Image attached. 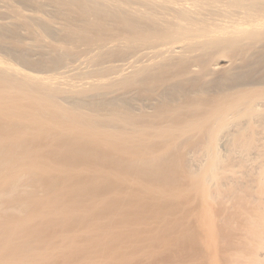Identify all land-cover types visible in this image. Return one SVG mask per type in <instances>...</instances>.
Segmentation results:
<instances>
[{
  "label": "bare ground",
  "instance_id": "bare-ground-1",
  "mask_svg": "<svg viewBox=\"0 0 264 264\" xmlns=\"http://www.w3.org/2000/svg\"><path fill=\"white\" fill-rule=\"evenodd\" d=\"M48 133L51 145H26ZM51 146L75 157L93 146L96 162L39 156ZM98 148L107 159L125 156L122 169L110 173L113 159L100 163ZM230 159L244 169L229 168ZM168 167L179 178L167 177ZM134 171L154 208L160 196L177 205L197 197L199 242L207 264H219L213 206L222 189L230 184L233 193L250 176L255 201L264 203V0H0V264H74L69 255L75 264H119L123 245L95 253L103 240L93 214L124 191L98 192L97 200L88 192L89 209L81 206L83 191L91 177L111 175L129 189ZM256 205L244 226L256 237L252 246L263 249L264 205ZM69 221L83 226L72 229ZM50 223L56 233L45 238L40 226ZM127 224V240L146 235ZM112 228L102 229L104 240ZM130 245L123 252L129 260L144 248ZM259 254L251 255L257 263Z\"/></svg>",
  "mask_w": 264,
  "mask_h": 264
},
{
  "label": "rangeland",
  "instance_id": "rangeland-1",
  "mask_svg": "<svg viewBox=\"0 0 264 264\" xmlns=\"http://www.w3.org/2000/svg\"><path fill=\"white\" fill-rule=\"evenodd\" d=\"M50 134H52V133H50ZM42 136L43 135L41 134L40 135V138H35V139H38V140H34V139H31V138L30 139L28 138L29 140L26 141V145L33 147L35 145V142H36V144H37V142L38 143H41V144L42 143L43 144H46V143H44L46 141L48 143L51 142L52 139H50V142L48 141L49 140V137L50 138L52 137L51 135H49V133H48L47 140H46V137L47 136L46 137L43 136V139L41 141V137ZM39 139H40L41 142L39 141ZM28 141H30V142H28ZM48 143H47V145H48ZM57 143H60V146L63 144L62 142H57ZM50 145H51V143H50ZM54 145H56V142H55V144L53 143V146ZM57 145L59 146V144H57ZM57 145L54 146V147H57ZM53 146H51V147H53ZM51 147L48 149V151H51L54 154H51V152L48 153V151H47V154L45 155V152L43 153V151H42V152H40L39 156H41V155L42 156H46V157L48 156V157L52 158L53 161H56V159H58L57 161L59 162L62 159V157H64L66 155L65 157L69 158V162L72 161L74 164H77V162L80 160L81 162H79V163H83V164H85L88 167H89V165H93V163H94L93 161L96 162L95 157L91 154L92 153V151H91L92 147L90 148V146L89 147L86 146V148H85L86 150L90 148L89 149L90 152H89V150L82 151L81 153H78L79 155L77 154L76 157L74 155L71 156V154L69 152H67L68 154L67 153L63 154L64 156L63 155H60V153H56V151H55L56 149H54V147L53 148H51ZM85 149H83V150H85ZM98 151H99L98 152L99 153L98 158H100V160H103L104 161V162L103 161H99V162L105 164L106 159L109 156H111V154H108L109 152H107L106 150H104L102 148H98ZM101 151H102V153H101ZM49 154H50V156H49ZM81 154L83 155L82 157H81ZM87 155H89V156L92 155L93 157L92 156L89 157ZM100 155H101V157H100ZM78 156L80 158H77ZM102 156H104V157H102ZM115 156H116V159H114ZM115 156L114 157H110V158L113 159V162L111 161L112 163H110L111 166L114 164L112 166V168H109V171H111L110 173H113V171L116 170V167H117V171H114V173L115 172L117 173L120 169H122L123 166L120 163L123 162V159L126 158L125 156H121V155H115ZM119 156H121V157H119ZM180 156H181V154L177 153V154H175L174 157L175 158H180ZM71 157H73V158H71ZM92 158H93V161L91 160ZM84 159H85V161H84ZM109 159H107V160L109 161ZM115 160L116 161L121 160V162L119 161V164H118V163L114 162ZM236 160H238V159H236ZM236 160H233L232 161L230 159L229 161H231V162H229L227 160V163L226 164L227 165L229 164L228 167L229 168L230 167L233 168L232 170H234V171L236 169H237L236 171H238V169L239 170H243L244 168L241 167L242 165L239 166V167H241V169L239 167L237 168L238 164L240 165L241 163L240 162H236ZM108 161L106 162V165H107ZM89 162H90V164H89ZM235 162L237 163V165H236ZM232 163L234 164V166H232ZM115 165H116V167H115ZM119 165H121V168H120ZM234 167H236V168H234ZM165 169L166 168H164V170ZM164 170L161 169V172L164 171ZM173 170L175 171V173H174ZM178 170L179 169H176V168H174V169L173 168H170L169 169V167H168L167 170H165V173L164 174H166L167 177H169V178H171V176H173V175H174V177L176 175L179 178L180 175H177V174H181L180 173L181 171L179 170V172H177ZM136 172H138V171H136ZM114 173H113V175H114ZM132 173H133L134 177L137 180L134 179V182H131V185L129 186V189H127L126 187H123L122 186L123 184L121 185V183H119V181H117V179L114 178L113 175H111V177H109L108 180H105L107 178H105V179L103 178V177H106V176H100V178H103V179H100L98 181H97V179H99L98 177L96 178V177H91L90 176L91 177L90 180L92 181L91 184L94 185L95 182H97L96 184L99 185V186H95L94 185L95 186L94 187L92 185V187H91V185H90L89 186L90 187V190L88 188H86L85 191H83V192H86L85 193V198L86 199L84 198L85 201L82 200L83 205L81 204V206L82 207L83 206L86 207V209H89V208L92 207V201H90L89 198H88V194H87L88 192L91 193L89 195L90 196V199H91V195L94 193V194H96L95 199L97 200V197L99 196V195H97L98 192L100 193V196H101V193H103V195L101 196V197H103L104 194H105V191H107L106 193H108V192L115 193V192H122V191H124V192L121 193L122 194L121 197L115 199L117 201V202L114 201L116 203V205H115L114 202H113L114 205H112V203H111V205L104 204V205L100 206V208H98L97 211H95V213H97V215L96 214H93V217L95 218L94 220L96 222H99L100 223V224L97 223V227L100 230V231L99 230L98 231H99V234L101 236V239L103 240L102 245L99 246V249L102 250V251L99 250V251H96L95 253L96 254H99L100 253V255H102V253H103L105 255L108 252V254H110L111 251L114 249V247L115 246H118L120 244L121 246L122 245L123 246L121 247V252L118 253L117 256H116V258H117L118 255H119V258H117L118 261H119V264H126L125 262H129V264H207L206 252H205L204 248L200 245V242H199V236L201 235L202 228L198 224V222L196 221V217L194 215L195 214V210L199 206L198 205L199 204V200H197V197L194 194H192V195L189 194V195H187V198L188 199H186V197H184L181 200V203L180 204L178 203V205H177V203H174V202L172 203L171 199L169 200L166 197L160 196L159 198H157L158 199L157 201H158V203L161 202V204L160 203L158 204L156 202L157 204H155V205H157V206L154 205L155 206V208H154V207H152L153 205L151 206L149 204H154L155 201H156V199L153 200L154 202H152V199H151L150 202L147 201L148 199L150 200L148 194H147L148 199H146V196L142 197L143 194H145V193H143V192L140 191L141 187H138L140 184L139 185H137L138 183L136 184V182H140L143 177L142 176H139V175H136L139 172L136 173V174H134L135 173V171H134ZM164 174H162L161 177H163ZM54 175H55V177H58V176H56V175H58V173H55ZM84 175L86 176V174H83V175L81 174L82 177H79L80 176V174H79V175L76 176V178L78 180H82V179L85 178ZM138 177H140L139 178L140 180L138 179ZM177 177L176 178H171V179L172 180H175V179H177ZM246 177L247 176H245L244 179ZM249 177L250 176H248L247 177L248 179L246 178L244 181L242 179L241 182H243V183L240 182V184H238L240 186H238L239 188L236 189L237 191L235 190V192L237 194L235 192H233V193L230 192L231 191L230 189L231 188H234V186L228 184V186L226 188L222 189V191H221L222 196L220 195L219 199H217L215 201V205H217V206H215V205L213 206V210L215 209L213 211L215 213L214 216H217V219H215L217 221V222L215 221V225L217 227L216 229L218 230L217 236H216V237H218L217 238V241H218L217 243L218 244L216 246H218V248H217L218 249V256H217L218 259L217 260H218L219 264H250V262L252 260H254V261L251 262V264H259L260 260H262L260 262L261 264L264 263V253H263L264 252V250H263L264 248L261 249L262 247L261 248L260 247H256L257 248L256 249V248H254L255 246H252L251 242H252L253 239H256V237L253 236V235H251V234L248 235L247 231H245L246 228L244 226L245 225L244 216H246L245 214H247V213L251 214L250 212L253 213V212H255L254 210H256V209H254V207H255L254 204L255 205L257 204L256 205V208H258V207L261 208V206L264 205V203L262 204L261 201L260 202L259 201H255L256 200L254 198V193L255 192H254V190H251L253 188H250V187L253 186L252 185L253 182H250L249 179H251V178H249ZM114 179L117 181V182L115 181L116 183L114 182ZM46 180H48V179L46 178ZM53 180H51V181H53ZM55 180H57V179H55ZM101 180H103L105 184ZM178 181H180V180H178ZM44 182L46 183L47 181H45V179H44ZM156 182L157 181H155V184H156ZM244 182H246V183L244 184ZM117 183H119L120 185L117 184ZM133 183L136 184L137 186L136 185L132 186ZM46 184L47 185H50L52 183H50V181H49ZM100 185H102L104 187L103 188V192H102V190H97L98 188L102 189V187H100ZM229 185H230V187H229ZM242 185H243L244 188H241ZM121 186H122V188H121ZM131 186L134 187V188H132ZM95 188H97V189H95ZM107 188H108V190H106ZM116 188H117V190H116ZM124 188H126L125 190H126V192L128 191V193L125 192ZM249 188H250V190H249ZM119 189L120 190L122 189V190L120 191ZM133 189H134V191H133L134 194L132 193V195H133L132 196L130 192H132ZM86 190H88V191H86ZM112 190H113V192H112ZM129 190H130V192H129ZM228 190H230V191H228ZM239 190L241 192H239ZM137 191H138V193H137ZM139 191L141 192L142 195L140 194ZM124 193H125V195H124ZM53 194H51L49 197H51ZM126 194H128V195H126ZM136 194H138V195H136ZM230 194H234V195H232V197H231ZM129 195L131 196V198H129L130 197ZM68 196H69V200H70V196L72 197V194L71 195L68 194ZM137 196H139V198ZM255 197H256V195H255ZM92 198H94V197L92 196ZM143 198H145V199H143ZM163 198H164L165 201H163ZM49 199H53V196L51 198H49ZM140 199H142V200H140ZM159 199H161V200H159ZM86 200H87V203H86ZM167 200L169 201L168 204H167ZM138 201H139V203H138ZM147 202H149V203H147ZM164 202H166L165 203V206L167 205V207H162V208H165V209H162L161 208V210H163L162 212L163 213L165 212V214L163 216V213H160L159 211H161V210H159V209H160L161 205L164 206ZM85 204H87V205H85ZM169 204H170V206H169ZM174 204L176 206H173ZM183 204H184V206H182ZM185 204H186V206H185ZM78 205H80V203ZM106 205H107V207H106ZM108 205H109V207H108ZM87 206L89 208H87ZM128 206H129V208H128ZM180 206H182V207H180ZM104 207H106V208H104ZM112 207H113V209H112ZM66 208H67V206L65 207V209ZM180 208H182V209H180ZM164 210H167V212L164 211ZM188 210H190V212L192 211V213H191L192 215L187 213L188 216L186 217V215H184V214H186L185 212H187ZM108 211H110V212H108ZM193 211H194V213H193ZM112 212H114V213H112ZM118 214H119L120 217L118 216ZM160 214H162V216ZM101 216H102V218H101ZM113 216L117 217V219L115 217H113ZM159 216H160V218H159ZM131 221H133L134 223H132ZM148 221H150V222H148ZM69 222H70V225L71 226L68 225V227L70 226L72 229H74V227H77V226H78L77 228H81L83 226V225H81V226L79 225V224L82 223V221L81 222L80 221H69ZM69 222L67 224H69ZM124 223H126V224L128 223L127 225H129V226L130 225H132V226L134 225L135 228L134 227L133 228L131 227V229L132 230H135L136 233H138L140 230L141 231H143V230L145 231L146 230V232H147L146 235L142 237L144 239H142V238H140L138 236L139 233H141V231H140L138 234L134 233V235L138 236L137 238L133 235L135 237V239H136L137 242L134 241V240H132V241H134V243H133V242L127 240V238H126V235L127 234L126 233L124 234L125 231H123V230H125V229L122 227L124 225ZM144 223H146V224H144ZM148 224H149V226H148ZM106 225L113 226L112 230L113 229L114 230L112 231V234H111L112 238L110 237V239L107 238L106 240H104L103 235L101 233H103V230L102 229L105 228ZM151 225H153V226H151ZM159 225H160V228L161 229L159 228ZM120 227H122L123 229L120 228ZM157 227H158V230H157ZM40 228L42 229L41 232L43 233V235L45 234L44 235L45 238L46 237H49V236H53V234L56 233V230L54 229V227L52 226L51 223L50 224H47V225L40 226ZM141 228H143V229H141ZM118 229L121 230V231H118ZM131 229H129L130 232L132 231ZM137 229H140V230H137ZM116 230H117V232H116ZM122 231H123V234H122ZM159 231H160L161 234H159ZM130 232L128 231V233H130ZM133 232L134 231H132L130 234H133ZM251 236H253L255 238L252 239ZM77 238H79V236ZM83 239H84V237H80V239H77V241H81L79 243H82ZM138 239H140V241H138ZM84 240H86V239H84ZM124 242L126 244V247H124L125 246ZM83 243H84V241H83ZM128 244L129 245L131 244L130 247L131 246L132 247H136L138 245L137 248L141 245L139 248L144 247V248H141V249H143V252L140 249L141 252H139V253H141V254H139L138 257L136 256L134 258H131V260L127 259L125 257V255H123V252L126 253V251H128L130 249L129 247H127ZM134 244L136 246H134ZM147 245H148L149 248L147 247ZM126 248L127 249L129 248V249L127 250ZM258 249H260V250H258ZM95 250H98V249H95ZM150 250L152 252H148ZM94 251H93V253H94ZM253 251H256V252H253ZM259 252L261 254L263 253V256L262 255L260 256ZM93 253H92L93 256L96 255L95 253L94 254ZM252 253H253V255H252ZM255 253L259 254V255H257V257L258 256L261 257V259L258 260L259 261L258 263H257V260L253 259ZM251 255L253 256V258H251ZM69 256H70V258H69ZM69 256H68V261H69V259H71V261H69L68 263L74 262V261H75V263L77 262V260H78V257L77 256H74V257H73V255L72 256L69 255ZM121 256H123L122 257L123 259H121ZM116 258L114 260H116ZM104 262H102V264L103 263L104 264H107L108 263V261H104ZM71 264H73V263H71Z\"/></svg>",
  "mask_w": 264,
  "mask_h": 264
}]
</instances>
